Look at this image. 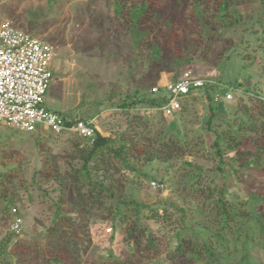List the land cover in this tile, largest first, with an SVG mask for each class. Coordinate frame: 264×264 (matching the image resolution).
<instances>
[{
	"label": "rangeland",
	"instance_id": "obj_1",
	"mask_svg": "<svg viewBox=\"0 0 264 264\" xmlns=\"http://www.w3.org/2000/svg\"><path fill=\"white\" fill-rule=\"evenodd\" d=\"M144 1L0 0V21L9 20L54 46V78L46 96L49 108L92 117L106 135L136 133L153 149L169 156L139 163L142 171L148 173L147 178L124 172L115 195L149 204L163 205L170 201L177 205L179 215L180 208L192 210L201 205L203 198L190 195L188 184L196 173L191 162L205 167V174L217 183L224 182L231 201L245 198L247 190L263 189L264 176L252 168H243L238 173L227 170L224 177L215 170L219 158L212 147L214 135L207 130L211 109L204 95L198 93L181 115H161L159 110L147 106L130 109L154 122L150 125L151 134L131 125L117 106L135 90L149 93L153 81L165 82L166 78L185 72L240 81L250 90L247 94L250 105L257 104L256 95L264 101V25L248 18L257 17L258 4H242L240 9L247 15L245 21L233 28L219 29L220 36L208 43L198 28L180 26L179 13L188 15L191 0H154L147 22L153 30L145 42L136 45L126 10ZM116 2L124 5L123 16L116 13ZM166 19L173 23L177 37L186 35L185 42L174 41L172 54L185 55L194 50L197 57L180 66L171 64L156 70L148 41L169 31ZM240 91L214 105L216 113L211 117L214 130L221 131L229 123L236 125L237 117L244 115L240 104L247 99H241ZM255 117L264 121V114L256 113ZM57 135L40 125L37 132L0 125V244L11 233L15 218L21 217V231L10 240L13 264H55L52 262L55 255L68 264H114L113 258L103 257V249H117L118 257L124 250V234L118 231L114 242L110 239L112 232H108L112 228L116 198L105 195L102 204L97 203L91 212L76 204L77 189L65 172L81 165L72 140L77 139L80 147L89 145L90 140ZM153 181L164 186L154 188ZM11 196L14 200L9 203ZM57 208L60 218L55 219ZM193 214L188 219L196 227L200 218ZM145 223L163 239L166 247L170 245L167 242L172 239L171 226L166 228L149 219ZM165 252L160 259H144L140 264H187ZM257 256L260 264H264V247ZM227 258L231 264L233 256ZM7 259L5 264H10V257Z\"/></svg>",
	"mask_w": 264,
	"mask_h": 264
},
{
	"label": "trees",
	"instance_id": "obj_2",
	"mask_svg": "<svg viewBox=\"0 0 264 264\" xmlns=\"http://www.w3.org/2000/svg\"><path fill=\"white\" fill-rule=\"evenodd\" d=\"M56 1L58 0H50V3ZM246 2L258 4L255 11L257 17L252 15L248 18L250 17L254 23L264 25V0H191L188 15H184L182 11L181 14L179 13L180 26L189 25L198 28L200 36L206 37V41L210 43L216 36H220L219 29L222 28L223 31L233 28L245 21L247 15L241 11L240 6ZM152 4L154 0H145L126 10L136 45L141 41L145 42L153 30L147 25L148 19L152 16L150 10ZM115 8L116 13L123 16L124 5L116 2ZM166 23L173 27L170 19H166ZM171 28L163 33L162 37L158 36L148 41L152 66L156 70L171 64L180 66L197 57V51L194 50L185 55L172 54L174 41L185 42L186 35L177 37L176 30ZM218 81L241 89L242 91L238 92L241 93V99L247 100L240 104L244 115L237 117L239 122L236 125L229 123L227 128L218 131L211 126V117L216 113L214 105L220 104L214 97L225 88L218 83H206L198 89V93L204 95L210 104L211 117L208 119L207 130L214 135L212 147L215 149L216 157L219 158L215 170L224 177L227 170L238 173L243 168H252L258 175L264 176V121L259 122L255 117L256 113L264 114V101L256 95L254 100L257 104L254 107V104L250 105V97L247 95L250 90L244 88L242 82H230L221 77ZM157 82L153 81L149 84V93L146 91L142 93L141 89L135 90L117 104L122 108V113L128 116L127 121L131 125L140 127L146 134H151L150 125L154 122L139 113H132L130 109L144 106L161 107L167 103L169 95L165 88L159 93L152 91ZM195 96L190 94L183 102L181 111L176 115L185 112L187 103ZM159 111V114L163 115V112ZM64 115L70 122L78 118H92L79 114L64 113ZM47 132L51 133V131ZM67 134L71 137H79L75 133ZM59 135L63 134L57 136ZM88 140H90L89 145L84 147H80L77 139L72 140V148L80 154L81 165L66 171L65 175L77 189L76 204L88 212L94 210L97 203L102 204L105 195L116 198L110 239L115 242V234L118 231L124 234V250L120 254L125 257H120V254L118 257L117 249L106 248L103 249L104 258H113L114 264H140L144 259L146 261L160 259L166 251L171 257L187 264H230L227 258L229 256H233L231 264H260L257 252L264 247V188L247 190L245 198L237 202L231 201L227 198L228 189L224 182L217 183L216 179L205 174V167L191 162L196 173L188 184L189 192L192 197L203 198V201L192 210L180 208L179 215L176 213L177 205L170 201H166L163 205L149 204L115 195L116 185L124 172L138 173V176L147 178L148 173L142 171L139 163H151L156 158L167 159L169 156H164L153 149L136 133L130 134L126 131L117 135L113 133L103 135L96 132L94 137ZM13 200L11 196L9 203ZM190 213L202 219L198 220L196 227L190 225L188 219ZM58 214L57 208L55 219L60 218ZM146 219L158 222L166 228L171 226L169 228L173 235L171 241L167 242L170 243L168 247L163 239L146 225ZM17 236V232L11 231L8 237L2 240L0 264L7 263L8 256L9 262L11 260L10 264H13L10 240ZM117 248L120 249V245H117ZM52 262L68 264L66 260L56 255Z\"/></svg>",
	"mask_w": 264,
	"mask_h": 264
},
{
	"label": "built area",
	"instance_id": "obj_3",
	"mask_svg": "<svg viewBox=\"0 0 264 264\" xmlns=\"http://www.w3.org/2000/svg\"><path fill=\"white\" fill-rule=\"evenodd\" d=\"M54 46L32 35L9 20L0 21V125L20 131L37 132L39 125L43 130L56 134L75 133L83 139H92L96 132L106 135L94 118L68 121L63 112L47 106V93L54 78ZM206 83H218L225 88L223 95L215 94L216 102L233 98L238 90L221 84L215 77H199L185 72L176 80L166 78L158 81L152 88L159 93L165 88L169 100L161 107L165 116L176 115L190 94L197 95L198 89ZM154 188L164 184L153 181ZM22 218L16 217L11 231L19 233ZM112 232V228L108 229ZM20 264V263H14Z\"/></svg>",
	"mask_w": 264,
	"mask_h": 264
}]
</instances>
